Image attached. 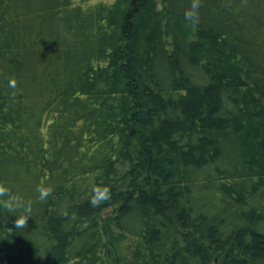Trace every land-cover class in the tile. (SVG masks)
Here are the masks:
<instances>
[{
    "label": "trees",
    "instance_id": "16d2710c",
    "mask_svg": "<svg viewBox=\"0 0 264 264\" xmlns=\"http://www.w3.org/2000/svg\"><path fill=\"white\" fill-rule=\"evenodd\" d=\"M190 4L0 0V264H264V0Z\"/></svg>",
    "mask_w": 264,
    "mask_h": 264
},
{
    "label": "clouds",
    "instance_id": "9594fccd",
    "mask_svg": "<svg viewBox=\"0 0 264 264\" xmlns=\"http://www.w3.org/2000/svg\"><path fill=\"white\" fill-rule=\"evenodd\" d=\"M202 6V0H191L189 9L185 12V18L189 22H196L199 19V10ZM10 86H15V81H10ZM39 200H46L52 193L49 186H39L37 188ZM90 204L92 207H99L111 198V190L107 186H95L92 189ZM0 208L6 213H19L14 218L15 229H24L28 226V220L31 212V201H26L23 197L14 194L10 188L0 182ZM3 221V217L0 218Z\"/></svg>",
    "mask_w": 264,
    "mask_h": 264
},
{
    "label": "rangeland",
    "instance_id": "374dc122",
    "mask_svg": "<svg viewBox=\"0 0 264 264\" xmlns=\"http://www.w3.org/2000/svg\"><path fill=\"white\" fill-rule=\"evenodd\" d=\"M93 1H103L112 2L113 0H93ZM113 214V208L106 209L102 214V221L107 229L109 226L106 225V219ZM112 232L106 236L107 250H106V260L107 264H123L128 260V250H129V240L126 237L119 235L117 230L114 228Z\"/></svg>",
    "mask_w": 264,
    "mask_h": 264
}]
</instances>
